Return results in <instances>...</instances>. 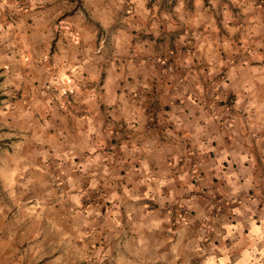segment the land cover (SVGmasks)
Returning <instances> with one entry per match:
<instances>
[{"label":"crops","instance_id":"1","mask_svg":"<svg viewBox=\"0 0 264 264\" xmlns=\"http://www.w3.org/2000/svg\"><path fill=\"white\" fill-rule=\"evenodd\" d=\"M131 1L94 0L92 23L67 21L80 44L56 61L93 79L105 74L69 130L92 154L112 149L131 188L126 201L180 202L197 218L216 197L251 203L219 212V242L205 259L264 264L253 190L264 180V0Z\"/></svg>","mask_w":264,"mask_h":264},{"label":"rangeland","instance_id":"2","mask_svg":"<svg viewBox=\"0 0 264 264\" xmlns=\"http://www.w3.org/2000/svg\"><path fill=\"white\" fill-rule=\"evenodd\" d=\"M92 3L0 0V264H207L219 212L243 201L216 197L202 218L180 202L126 201L131 188L112 149L104 143L92 154L69 130L105 79L56 61L80 44L67 21L92 23ZM98 29L101 50L106 32ZM253 190L258 217L264 180ZM191 220L194 228L179 229Z\"/></svg>","mask_w":264,"mask_h":264},{"label":"built area","instance_id":"3","mask_svg":"<svg viewBox=\"0 0 264 264\" xmlns=\"http://www.w3.org/2000/svg\"><path fill=\"white\" fill-rule=\"evenodd\" d=\"M163 62L165 64V66L169 69V70H173L174 65L171 61H169V59H163ZM192 96H194V98L197 96L195 93H192Z\"/></svg>","mask_w":264,"mask_h":264}]
</instances>
